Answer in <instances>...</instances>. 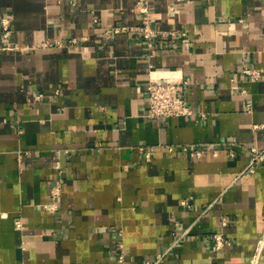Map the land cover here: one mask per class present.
Here are the masks:
<instances>
[{
	"label": "crops",
	"instance_id": "0c3cea01",
	"mask_svg": "<svg viewBox=\"0 0 264 264\" xmlns=\"http://www.w3.org/2000/svg\"><path fill=\"white\" fill-rule=\"evenodd\" d=\"M137 1L0 0V264H250L264 229V162L247 171L264 148V0H149L151 44L114 31L140 23ZM151 75L186 80L205 117H148Z\"/></svg>",
	"mask_w": 264,
	"mask_h": 264
},
{
	"label": "built area",
	"instance_id": "2783aa9c",
	"mask_svg": "<svg viewBox=\"0 0 264 264\" xmlns=\"http://www.w3.org/2000/svg\"><path fill=\"white\" fill-rule=\"evenodd\" d=\"M172 9V8H171ZM135 10L140 13V23L137 26H127V27H117L114 29L115 32L124 31V30H136L140 32L144 38H146L151 44L153 40L161 33L160 30L156 29L153 26L151 18V6L149 0H138L135 5ZM1 26L4 33V37H9L10 34V19L4 17L1 19ZM54 44H61L60 41H49L45 42L42 45L52 46ZM242 72L250 77L252 81L258 80L262 77V72L259 69L252 68L249 66L243 67ZM187 81L183 78H173L169 76H154L151 75L149 83L147 85L148 92V113L147 116L150 118H165L172 116H184V117H193L198 116L205 117V114H197L191 105L188 104L186 99L185 87ZM41 96V95H39ZM249 109L251 104H248ZM257 127V126H256ZM140 149L145 150V156L147 160H150L155 147L151 146L149 148L141 147ZM182 151L188 152L191 155H196L198 157L202 156L200 150H194L189 145L182 146L180 148ZM169 150L173 151L174 146H169ZM214 155L217 156V152H214ZM264 162V148L260 149L256 146L251 147L250 149V164L247 169L248 172H255L258 165ZM62 180L57 178L50 189L51 200L43 205V207L50 211L55 212L58 210V198L62 193ZM183 204H188L187 201H184ZM264 219V217H263ZM228 224V219L223 218V225ZM15 225L18 229H22L24 223L22 219H17ZM113 232L117 234V242L120 248L119 260H125L124 254V243L122 239V230L113 228ZM214 241V247L216 250H221L225 244L228 242V239L223 232H214L212 235ZM264 251V229L261 237L257 242V247L253 257L251 258L250 264H259L261 260L262 253ZM161 257V256H160ZM158 261H147L145 264H157Z\"/></svg>",
	"mask_w": 264,
	"mask_h": 264
}]
</instances>
